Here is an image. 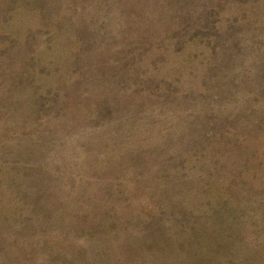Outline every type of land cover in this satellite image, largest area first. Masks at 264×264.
Returning <instances> with one entry per match:
<instances>
[{
  "label": "rangeland",
  "instance_id": "obj_1",
  "mask_svg": "<svg viewBox=\"0 0 264 264\" xmlns=\"http://www.w3.org/2000/svg\"><path fill=\"white\" fill-rule=\"evenodd\" d=\"M0 264H264V0H0Z\"/></svg>",
  "mask_w": 264,
  "mask_h": 264
}]
</instances>
